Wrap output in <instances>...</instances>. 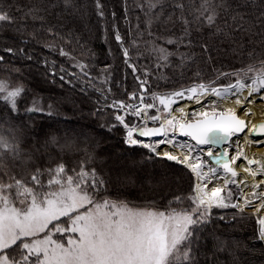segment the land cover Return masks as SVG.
<instances>
[{"label": "trees", "instance_id": "1", "mask_svg": "<svg viewBox=\"0 0 264 264\" xmlns=\"http://www.w3.org/2000/svg\"><path fill=\"white\" fill-rule=\"evenodd\" d=\"M246 2L250 4L246 19L254 22L264 10V0ZM100 3L103 17L98 15L96 0H71L70 6L64 0H0L16 18L14 24L0 26V56L4 58L0 77L23 89L14 110L0 98V135H14L19 140L22 156L32 158L30 169L63 163L73 174L72 169L78 170L83 161L107 181V191L101 197L165 210L175 196L192 194L193 173L148 149L127 146V130L104 106L113 100L128 101L129 94L139 90L135 76L143 78L144 70L149 72V92L165 94L190 86L197 70L208 81L217 71L240 69L249 63L250 51L264 52V37L234 32V42L225 41L215 27L197 19L196 9L202 0H160L154 8H149L150 0ZM177 3L184 8H176ZM213 3H222L217 9V26L224 28V20L234 14L237 5L234 0ZM31 8L42 9L39 15L43 19L25 18ZM185 27L190 35L184 37L183 44L166 42L183 37ZM117 30L123 46L129 49V62L138 69L135 74L125 64L123 49L115 39ZM189 39L191 47L186 46ZM201 43L211 49V60L202 55ZM7 48L14 51L8 53ZM159 48L174 53L168 58L170 66L164 69L156 67L161 61L154 49ZM61 49L68 55H61ZM180 53H191L193 59L182 66ZM161 72L167 79H156ZM229 82V78H222L217 84ZM34 98L50 106L52 114L28 113ZM126 121L137 123L131 116H126ZM8 163L11 166L13 162ZM229 189L233 201L238 188ZM188 206L186 199L174 205L180 210ZM257 223L253 215L234 208L213 207L211 220L201 232L200 264H264V243L257 238ZM220 242L223 250L217 248Z\"/></svg>", "mask_w": 264, "mask_h": 264}, {"label": "snow or ice", "instance_id": "2", "mask_svg": "<svg viewBox=\"0 0 264 264\" xmlns=\"http://www.w3.org/2000/svg\"><path fill=\"white\" fill-rule=\"evenodd\" d=\"M234 2L237 5L235 12L224 20V28L217 26L220 16L217 9L222 3L202 0L196 9L197 19L215 27L225 41L234 42V32L264 37V10L253 22L246 19L250 4L246 0ZM64 3L70 6L71 0H64ZM157 3L160 0L154 3L150 0L149 8H154ZM175 6L181 10L184 8L182 3ZM96 8L98 15L103 17L100 0H96ZM41 11L40 8H31L25 18L43 19L39 15ZM180 19L183 24H188L182 15ZM15 20L10 11L0 5V26L14 24ZM189 35L185 27L183 37L166 42L183 44L184 37ZM115 39L123 49L125 64L135 74L138 69L129 62V49L123 46L118 30ZM191 45L189 39L186 46ZM199 47L208 60L213 58L206 43L199 44ZM5 51L12 53L14 50L7 48ZM60 51L61 55H68L63 49ZM154 51L160 54L157 69L169 67L168 58L174 53L164 48ZM179 55L182 66L193 59L191 53ZM248 56L249 63L242 68L232 72L217 71L215 78L208 81L203 80L197 70L190 86L165 94L149 92V72L144 70L143 78L135 76L139 90L129 94V101L135 103L113 100L106 105L115 110V121L127 130L126 144L140 145L184 165L194 174L196 183L192 194L186 198L175 196L165 210L138 208L130 206L127 201L101 197L100 194L107 191V181L95 168L85 167L83 161L78 170L72 169L73 174L68 173L63 163L30 169L32 158L22 156L19 140L14 135L11 138L0 135V264H200L201 232L211 220L213 207H231L241 213L246 207H254L257 213L264 209V188L261 187L264 185V160L249 158L245 154V145L264 144V122L251 123V106L256 103V98L264 102V52L252 50ZM3 59L0 56V61ZM222 78H229L230 82L218 85L217 81ZM156 79L167 77L161 72ZM22 91L20 87L9 91L7 85L0 82V93H6L3 98L13 110ZM208 96L216 98L211 102L210 110L188 113L184 107H172L182 99L201 104ZM229 100L242 109L239 115L237 108L223 106ZM150 110L154 112L150 113ZM29 111L43 112V109L31 108ZM126 116L139 118L141 123L126 121ZM149 121L158 126H147ZM134 133L138 137L160 139L145 143L134 138ZM177 133L190 137L195 144L177 141ZM253 136L260 139L252 140ZM165 145L176 151L163 150ZM221 145L227 147L214 154V149ZM229 149H232L231 155ZM9 160L13 162L11 166ZM237 162L243 163V172L254 180L257 176L262 178L250 185L244 178L237 179L240 173L232 166ZM213 181H222V184L209 189L208 185ZM229 184L237 188L244 185L252 191L242 193L239 199L243 203H240L239 199L232 202V192L228 190L226 202L222 192ZM185 199L189 202L188 207L182 210L174 207L177 203L183 204ZM258 223L261 227L257 238L264 241V216L259 217ZM217 248L223 250V242Z\"/></svg>", "mask_w": 264, "mask_h": 264}, {"label": "bare ground", "instance_id": "3", "mask_svg": "<svg viewBox=\"0 0 264 264\" xmlns=\"http://www.w3.org/2000/svg\"><path fill=\"white\" fill-rule=\"evenodd\" d=\"M213 100H216V98L214 96H208L206 98V100L203 101L201 104H196L194 101L184 100V101L176 104L173 107V109H178L180 107H184L188 113H190L191 111L194 112V111H201V110H210L211 102ZM258 100L259 99L256 98V103L251 106L252 112H253V116L251 117V123L252 124H260V123L264 122V102L263 103L257 102ZM217 102L219 103V101H217ZM234 108L239 109L238 106H236V105H234ZM241 112H242V109L241 110L239 109V111H237V114L239 115ZM250 126L251 125H249V127ZM251 139L257 140V139H260V137L253 136V137H251ZM201 148H203V147H201ZM162 149L163 150H169V151H176L175 149L169 148L167 145L162 146ZM223 150H224L223 148L221 150H216L214 152V154L216 152H222ZM157 151L159 152V151H161V149H157ZM245 151H246V155L249 158H258V159L264 160V144L259 145V146L255 145V144H252L250 146L245 145ZM232 166L235 167L237 169V171L240 173V176L237 177V179L244 178L247 180L249 185L255 181H259L262 178L260 176H257L254 180L253 177H251L247 173L243 172V163L242 162H237V164L232 165ZM253 167H256V166L254 165ZM221 183H222V181H221ZM216 185H217V183L213 186L211 185L208 188L211 189L212 187H214ZM241 187L243 189V194H248V193H251V191H252V189L250 187H245L244 185H241ZM261 187L264 188V185H262ZM239 202L243 203L242 199H239ZM255 203L258 204L259 201H255ZM245 210H250L256 214H259L260 216H264V209H262L261 212H259V213L255 212L254 207H246Z\"/></svg>", "mask_w": 264, "mask_h": 264}, {"label": "rangeland", "instance_id": "4", "mask_svg": "<svg viewBox=\"0 0 264 264\" xmlns=\"http://www.w3.org/2000/svg\"><path fill=\"white\" fill-rule=\"evenodd\" d=\"M0 82H4L6 85H7V88H8V90L9 91H11V90H14V89H16V88H18V87H20V88H22L20 85H17V84H14V83H12L10 80H9V78H6V77H4V78H1L0 77ZM6 95V93H0V98H3L4 96ZM18 98V97H17ZM16 98V99H17ZM207 98V97H206ZM206 98H204L203 100H202V102L203 101H205L206 100ZM4 99V98H3ZM184 100H186V99H182V100H179L178 101V103L179 102H182V101H184ZM111 102L112 101H110L109 102V104H111ZM128 102H133V101H126V103H128ZM150 102V101H149ZM257 102H261L260 100H258ZM177 103V104H178ZM263 103V102H262ZM157 105L159 106V104H158V101H157ZM176 104H174L172 107H174ZM224 107H234V104L231 102V100H229L225 105H224ZM31 108H37V109H43V112L42 113H45V114H48L49 112H51V114H52V112H53V110H52V108L50 107V106H48V105H46V104H44L40 99H38V98H34V99H32L31 100V102H29V105H28V107H27V109H26V111L28 112V113H34V112H40V111H29V109H31ZM108 109H110V110H112L113 111V109H111V108H108ZM241 110V109H240ZM237 111H239V109H237ZM114 112V111H113ZM151 112H154V110H150V113ZM190 113H192V111L190 112ZM131 117H133V116H131ZM135 118V117H134ZM191 118V117H190ZM136 119V118H135ZM136 122H137V119H136ZM136 124H138V122L136 123ZM150 127V126H149ZM170 135H171V133H170ZM134 138H138V139H140L138 136H136V137H134ZM176 139H177V141H179V142H184L185 140H182V139H180V138H178L177 136H176ZM141 141H143V142H145V143H154L156 140H142V139H140ZM189 144H191V143H189ZM127 146H130V145H128V144H126ZM136 146H138V147H142V146H140V145H136ZM130 147H133V146H130ZM198 151H199V149H198ZM247 151V150H246ZM246 151H245V154H246ZM229 153H230V155L232 154V149H229ZM155 156H157V157H161V158H163L162 156H158V155H156L155 153H153ZM205 159H206V156L204 157ZM194 175V174H193ZM217 183V185L216 186H220V184H222L221 183V181H213V183L212 184H209L208 185V187H210L211 185L213 186V185H215ZM230 186H235V185H233V184H229L228 186H227V188L225 189V191L227 192L228 190H230L229 189V187ZM236 187V186H235ZM224 191V192H225ZM257 191H259V189H257ZM224 192H222V195L224 196ZM242 193H243V189H242V187L240 186V188H238V194H237V196H236V198L232 201V202H237L238 201V199L241 197V195H242ZM225 198H226V202H227V193H226V195H225ZM237 211H239L238 209H236ZM244 213H247V214H250V215H253L255 218H257V221H258V219H259V217H261L259 214H256V213H254L253 211H250V210H245L244 209V211H243ZM258 224V233H259V230H260V224L259 223H257ZM263 243H264V241H262Z\"/></svg>", "mask_w": 264, "mask_h": 264}, {"label": "water", "instance_id": "5", "mask_svg": "<svg viewBox=\"0 0 264 264\" xmlns=\"http://www.w3.org/2000/svg\"><path fill=\"white\" fill-rule=\"evenodd\" d=\"M157 126H158V125H157ZM240 135L242 136L243 133H241ZM176 136H177L178 138L182 139V140L187 141L188 143H191V144H193V145L195 144V141H192L190 137L180 136L178 133L176 134ZM141 138L144 139V140H151V139H152V140H157V139H160V137H151V138H148V137H141ZM232 139L234 140V139H236V137H233ZM200 147L207 148L208 146H200ZM225 147H227V145H221V146L215 148V149H214V152H215L216 150H221L222 148L224 149ZM206 159H208V158L206 157Z\"/></svg>", "mask_w": 264, "mask_h": 264}, {"label": "built area", "instance_id": "6", "mask_svg": "<svg viewBox=\"0 0 264 264\" xmlns=\"http://www.w3.org/2000/svg\"><path fill=\"white\" fill-rule=\"evenodd\" d=\"M135 102H136V101H133V102H131V103H135ZM111 103H112V102H111ZM108 104H109V103H108ZM108 104H106V105H108ZM106 105L104 106V109L109 108V107H107ZM104 109H102V110H104ZM111 109H112V108H111ZM113 111H115V110L113 109ZM135 118H136V117H135ZM136 119H137V122H138V123H141V121L139 120V118H136ZM147 126H155V125L152 124V123L149 121L148 124H147ZM136 135H137V134L134 133V137H136Z\"/></svg>", "mask_w": 264, "mask_h": 264}, {"label": "crops", "instance_id": "7", "mask_svg": "<svg viewBox=\"0 0 264 264\" xmlns=\"http://www.w3.org/2000/svg\"><path fill=\"white\" fill-rule=\"evenodd\" d=\"M195 177V176H194ZM195 183H196V178H195Z\"/></svg>", "mask_w": 264, "mask_h": 264}]
</instances>
